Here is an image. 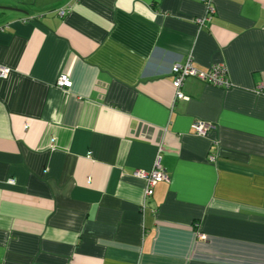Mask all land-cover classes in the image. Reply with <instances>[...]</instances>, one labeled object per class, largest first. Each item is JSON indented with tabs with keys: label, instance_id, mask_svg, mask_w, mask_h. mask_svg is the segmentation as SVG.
Segmentation results:
<instances>
[{
	"label": "crops",
	"instance_id": "1",
	"mask_svg": "<svg viewBox=\"0 0 264 264\" xmlns=\"http://www.w3.org/2000/svg\"><path fill=\"white\" fill-rule=\"evenodd\" d=\"M212 1L0 0V264H264V0Z\"/></svg>",
	"mask_w": 264,
	"mask_h": 264
},
{
	"label": "built area",
	"instance_id": "2",
	"mask_svg": "<svg viewBox=\"0 0 264 264\" xmlns=\"http://www.w3.org/2000/svg\"><path fill=\"white\" fill-rule=\"evenodd\" d=\"M77 1V0H74ZM205 6V16L196 20V23L201 26L205 20L211 18L214 13L213 1L212 0H200ZM70 8V6H68ZM58 16L64 17L66 14L65 9H60ZM10 73L9 68L0 66V78H6ZM171 74L173 75L172 88L174 90V101L175 100H186L187 97L182 93L181 88L183 82L188 78H193L202 83L210 86L228 90L232 87L231 81L228 77V71L224 64L218 63L213 64L207 70H200L194 67L192 58L188 56L184 62L176 63L171 68ZM56 85L59 88L68 89L71 87V81L66 75H61ZM261 89V88H259ZM211 126L204 122H195L192 126L193 133L199 137H205ZM209 162H214V157H208ZM133 177L142 180L145 183L144 197L149 198L153 195L154 188L163 182L168 181V176L162 166L160 150L157 151L153 165L149 170H135ZM10 183H13L10 180ZM200 239H205V236L198 234Z\"/></svg>",
	"mask_w": 264,
	"mask_h": 264
},
{
	"label": "water",
	"instance_id": "3",
	"mask_svg": "<svg viewBox=\"0 0 264 264\" xmlns=\"http://www.w3.org/2000/svg\"><path fill=\"white\" fill-rule=\"evenodd\" d=\"M0 10H15V11H19V10L13 9V8L3 7V6H0Z\"/></svg>",
	"mask_w": 264,
	"mask_h": 264
}]
</instances>
